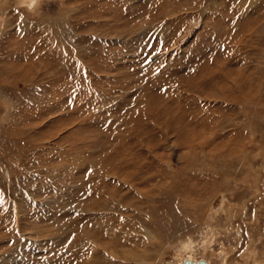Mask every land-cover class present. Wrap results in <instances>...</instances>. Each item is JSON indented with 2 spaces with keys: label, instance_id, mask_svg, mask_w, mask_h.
<instances>
[{
  "label": "rangeland",
  "instance_id": "obj_1",
  "mask_svg": "<svg viewBox=\"0 0 264 264\" xmlns=\"http://www.w3.org/2000/svg\"><path fill=\"white\" fill-rule=\"evenodd\" d=\"M187 254L264 264V0H0V264Z\"/></svg>",
  "mask_w": 264,
  "mask_h": 264
},
{
  "label": "water",
  "instance_id": "obj_2",
  "mask_svg": "<svg viewBox=\"0 0 264 264\" xmlns=\"http://www.w3.org/2000/svg\"><path fill=\"white\" fill-rule=\"evenodd\" d=\"M175 264H211L205 256L184 255Z\"/></svg>",
  "mask_w": 264,
  "mask_h": 264
},
{
  "label": "clouds",
  "instance_id": "obj_3",
  "mask_svg": "<svg viewBox=\"0 0 264 264\" xmlns=\"http://www.w3.org/2000/svg\"><path fill=\"white\" fill-rule=\"evenodd\" d=\"M29 7H31V5H29Z\"/></svg>",
  "mask_w": 264,
  "mask_h": 264
},
{
  "label": "bare ground",
  "instance_id": "obj_4",
  "mask_svg": "<svg viewBox=\"0 0 264 264\" xmlns=\"http://www.w3.org/2000/svg\"><path fill=\"white\" fill-rule=\"evenodd\" d=\"M232 216V215H231ZM233 217V216H232ZM140 263V262H139Z\"/></svg>",
  "mask_w": 264,
  "mask_h": 264
}]
</instances>
